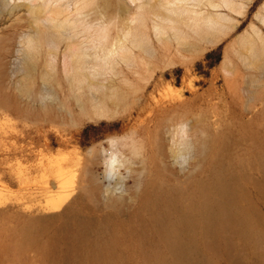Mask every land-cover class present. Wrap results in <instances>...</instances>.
Masks as SVG:
<instances>
[{"label":"rangeland","instance_id":"1","mask_svg":"<svg viewBox=\"0 0 264 264\" xmlns=\"http://www.w3.org/2000/svg\"><path fill=\"white\" fill-rule=\"evenodd\" d=\"M88 1L69 39L0 0V264H264V49L240 42L264 0L209 7L229 18L213 41L161 37L146 0L144 43L136 3Z\"/></svg>","mask_w":264,"mask_h":264},{"label":"bare ground","instance_id":"2","mask_svg":"<svg viewBox=\"0 0 264 264\" xmlns=\"http://www.w3.org/2000/svg\"><path fill=\"white\" fill-rule=\"evenodd\" d=\"M70 1L71 0H24L22 6L25 5V6L29 7L30 13L33 16V20L35 23L43 24V26L46 29H57L58 31H61L62 34H69L70 33V36L69 35L68 36L66 35V36L69 39H71V37H75L76 35H78L79 28L81 26H84V29H85V27H87V22L85 21V19H83L82 17H77V16L82 15L81 10L83 8H85L86 6H88L87 3L89 1L88 0H78L79 5H78V7L75 6V7H77V11H79L78 15L76 13L74 14V12H72L69 9L70 5H71ZM131 1L133 3H136V6H137V10L135 12H133L131 14V17H130L132 19V21H135V23L133 22L135 24V26L128 28L129 30L124 33L125 37H126V38L125 37L124 38L129 40V37H130L131 39L133 38L132 42H134L133 40L135 39V41L139 40L140 42L144 43L145 39L142 37H145L146 35L143 32H141L142 37L139 38L138 36H136L134 34V30L137 29V26H140V27L146 26L144 24V20H146L144 18V13L147 12L146 14H148L149 11L153 10V4H151L153 0L151 2L150 1L147 2L148 0L147 1L146 0H131ZM244 2H238L236 0H163V1L157 0L156 3L155 2H153V3L163 7V11H162L163 14L155 12V16L157 17V19L159 18L160 21L155 19V22L153 24L154 29L157 32V34L162 37V35L167 33L166 27L164 26L163 23L168 22L169 24H171L170 28L173 30V34L178 40L179 39L182 40L187 35H189L188 34L189 32L186 31L183 27V26H185L187 29L193 30L195 35L197 34L201 38H206V39H209L210 41H213L212 39L215 38L216 34L225 27L226 24L224 23V21L228 20L229 18L220 12L214 13V12L210 11L211 9L209 7H211V8L212 7H214V8L218 7V9H219L220 6H227V8H229L233 11H238L241 13V9L245 8V6H246V4ZM8 4H10L9 1H8ZM12 4L15 5L14 7L21 5V4L16 5L15 0H14V3H12ZM191 4H192V6H191ZM195 6H198V8H196ZM14 7L12 6L11 9H14ZM154 11H155V8H154ZM258 18L264 24V3L262 5L261 11L258 13ZM92 29H94V28H92ZM99 29H102V28L100 27ZM105 29H107V31H108V27H106ZM252 30L251 31L254 32V36L250 35V33H248L249 34L248 36L244 35V36L240 37V42H243V46L248 45V47H250L251 54L253 56H256V54H257L256 53V51H257L256 47L257 46H260L262 49H264V37L260 33L259 28H257L255 25H252ZM104 32H106V30ZM190 32H192V31H190ZM102 36H103V34H102ZM255 36L259 40L260 45L256 44L257 39H255ZM100 37H101V35H100ZM186 39H187V37H186ZM124 40H122V38H118V40L113 42V44L111 43L112 47L107 50V52L104 54L103 57H100L101 56L100 54H98L96 57L94 56L95 59H93L92 61H94V60H96V61L93 62L92 63L93 65L90 66L89 70L91 69V71H89V72L86 71L87 75L84 73L83 74L85 76H87L90 80H92L95 78L91 79L90 76H88V74H90L92 77H94V76H96L95 75L96 73H99L100 75H104L105 73H107L109 68L106 65L109 64L112 61V58L115 57V56L113 57L114 54H116V55L117 54L127 55L128 51H130V50H128L129 48L126 49L127 48V46H126L127 42ZM29 42L31 43V45L32 44H34V45L39 44L38 34L35 33V35L31 36ZM54 42L55 41L52 40L50 42V46L54 47L56 45ZM138 43H136V44H138ZM133 44L134 43H132V45ZM108 47H109V45H108ZM67 50L70 51V53L72 55V60L75 62V64H76V62H77V64L82 63V62L87 63L85 60L86 54L84 52H80L75 46L73 48L72 45L70 44V45H68ZM126 50H127V53H126ZM130 55H133V54H130ZM118 56H120V58L123 59V57L121 55H118ZM124 57L127 58V56H124ZM115 59L116 58H114V60ZM101 61H102L103 65H101V63H100ZM104 63L106 65H104ZM111 63H114V62L112 61ZM97 65L99 67H97ZM79 67H76V68H79ZM114 68H115V66H114ZM84 71H85V69H84ZM109 71H110V69H109ZM111 72L113 73V71H111ZM82 82L80 81V83H81L80 86L83 85ZM89 84H90V81H89ZM86 85H88V84H86ZM91 86H93V85L91 84ZM91 86H89V87L91 88ZM78 88H79V85H78ZM82 88L84 89L85 86H83ZM82 88H80V89H82ZM104 89H105V87H104ZM78 93H80V92H78ZM82 94H84V93H82ZM100 110H101V108H100ZM101 113H102V111H101ZM105 114H106V112H105ZM185 130H186V127H185ZM111 143H113L115 145V143H117V139L113 138L111 140ZM109 160H110V166H111L114 174H116V172H117L116 168H117V166L120 165L118 155L112 151L111 154L109 155ZM60 206L61 205H58V207H60ZM54 217H56V216L55 215H49L48 218L50 219V218H54Z\"/></svg>","mask_w":264,"mask_h":264}]
</instances>
